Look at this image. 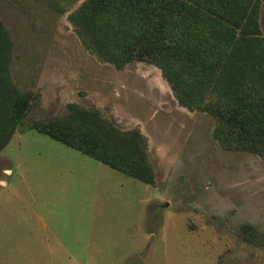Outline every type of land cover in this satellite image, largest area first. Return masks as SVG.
<instances>
[{
  "label": "rangeland",
  "instance_id": "obj_1",
  "mask_svg": "<svg viewBox=\"0 0 264 264\" xmlns=\"http://www.w3.org/2000/svg\"><path fill=\"white\" fill-rule=\"evenodd\" d=\"M85 1L0 0L11 77L31 93L23 128L76 105L138 129L155 183L17 130L0 152V263L264 264V158L222 147L215 117L182 105L156 64L89 49L70 20Z\"/></svg>",
  "mask_w": 264,
  "mask_h": 264
},
{
  "label": "trees",
  "instance_id": "obj_2",
  "mask_svg": "<svg viewBox=\"0 0 264 264\" xmlns=\"http://www.w3.org/2000/svg\"><path fill=\"white\" fill-rule=\"evenodd\" d=\"M262 0H86L70 20L86 46L117 67L159 66L179 102L215 117V138L227 150L264 158ZM13 42L0 21V152L17 130H36L111 168L155 183L140 130H122L99 113L71 105L23 128L31 93L12 80ZM240 234L254 243L257 229Z\"/></svg>",
  "mask_w": 264,
  "mask_h": 264
},
{
  "label": "crops",
  "instance_id": "obj_3",
  "mask_svg": "<svg viewBox=\"0 0 264 264\" xmlns=\"http://www.w3.org/2000/svg\"><path fill=\"white\" fill-rule=\"evenodd\" d=\"M7 171H10L9 169H7ZM1 264V263H0Z\"/></svg>",
  "mask_w": 264,
  "mask_h": 264
}]
</instances>
